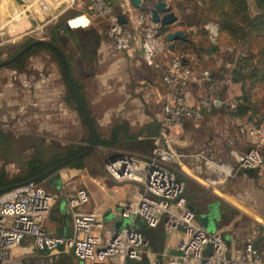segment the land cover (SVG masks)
<instances>
[{"label": "crops", "instance_id": "obj_1", "mask_svg": "<svg viewBox=\"0 0 264 264\" xmlns=\"http://www.w3.org/2000/svg\"><path fill=\"white\" fill-rule=\"evenodd\" d=\"M87 6V2L83 0H0V28L3 34L12 38L13 43H16L20 37H23V40L19 44L26 41L29 43L36 40L30 39L33 32L43 31L42 28L48 22L57 20L59 16L65 14L63 23L53 29L51 43L62 52L65 58L74 92L92 119L96 135H99V127H101L102 136L108 138L112 129L118 127L117 142L114 145L116 148L114 146L110 148L115 152L114 155L149 154L152 151L150 138L160 132L157 115L166 96L162 82L163 68L174 56L181 57L187 65L193 63L195 60L193 52L187 49L183 51L186 54H180L179 50H183L188 40L198 42L195 28L186 25L176 9L170 6L177 19L173 24L165 27L163 36L166 32L182 30L187 39L185 41L176 40L172 50L168 49L165 43V50L157 58L160 67L149 69L145 66L138 49L134 52H125L114 46L112 38L110 39L105 31V22L88 18ZM115 9L118 14L125 17L126 21L123 24L126 26H133L136 15L141 11L131 6L128 0H117ZM82 17L86 18L87 25L76 27L74 22ZM42 40L49 41V39ZM45 45L46 47L42 48L48 47L47 49L51 51L49 45ZM52 51L45 50L43 55L49 59L51 56L56 57V65L51 63L48 69L44 63L34 59L36 53H31L28 59L26 58L28 61L25 60L26 64L22 63L19 66L20 68L25 66L24 77L13 78L11 82L15 88L17 86L20 90L23 86L24 90H27L28 94L25 95L27 97L21 98V101H25L31 110H38V108L40 111L44 110L45 119H48L47 103L53 100L54 103L60 102V107L65 112H67L65 108H69L76 114L81 111L68 85L60 56ZM19 67L14 66V71H18ZM192 69L193 76L189 86L190 104H194L198 98L207 93V86L201 75L203 70ZM58 81L64 85L65 95L62 94L63 90ZM215 82L213 96L217 99L238 96L237 87L234 84L230 85L231 83L224 80H215ZM225 88L226 91L223 90ZM55 90L58 91L53 95ZM18 94L16 92L15 96L20 97L21 95ZM15 96L10 98L12 100H8L9 105L11 101L13 103V111L16 105ZM16 100L18 101L17 97ZM22 105L21 103V108H23ZM223 106L224 104L215 102L212 110L207 113L209 114L207 120L204 118L201 121L185 119L180 124L172 126L166 132V136L175 152L182 156L181 163L177 166L178 176L185 183L187 205L195 212L197 224L203 227L200 223L201 216L213 209L216 211V219L212 230L223 235L229 252L237 251L246 243L264 248V195L253 188L249 189L250 192L238 190L234 187V180L217 186L213 191L198 181L206 174L204 159L201 155L210 159L216 158L203 148L204 140L202 139L207 128L221 118L220 110ZM91 111H95L97 116ZM233 115L239 123L246 121V117ZM54 117L55 119L63 118L61 114ZM85 126L91 135L92 129L89 123H85ZM47 128L46 125L44 130ZM54 128L57 134H66V128L57 125ZM30 135L33 134L30 133ZM11 136L10 131H0V177L2 175V182L6 183L15 178L30 176V167L32 164L38 166L40 160L36 158L39 155L47 158L54 154L59 156L64 155L65 152L74 151L70 143H66L67 145L60 143L63 140L58 143L41 137L40 141H37L36 139L31 140L29 136L20 139L21 146L16 147ZM91 137L93 139V136ZM240 140L244 148L237 145L240 149L232 148L228 158L219 160L232 162L235 154L245 151L250 140L242 132ZM33 143L37 152L35 158L30 155ZM111 156L112 154L108 156L105 163ZM16 164H24V176L9 177L5 167ZM236 175L254 180L261 174L256 170H244ZM38 182L53 196L44 220V229L48 233L62 236L71 234L73 218L72 210L67 202L78 188H84L89 195V201L80 207L82 211L96 214L108 229L115 230L132 224L147 240L142 258L140 260L127 259L125 264H149L154 259L164 261L169 256L178 253L182 237L180 231H166L163 223H159L154 228H148L140 217H135L132 223L130 219L120 216L124 205L133 201L139 190V187L131 182H117L108 178L105 173H96L84 163L82 168L63 166L55 173L41 177ZM7 264L90 263L76 259L69 252L48 254L40 251L36 249L32 239L26 237L20 244L10 249Z\"/></svg>", "mask_w": 264, "mask_h": 264}, {"label": "built area", "instance_id": "obj_2", "mask_svg": "<svg viewBox=\"0 0 264 264\" xmlns=\"http://www.w3.org/2000/svg\"><path fill=\"white\" fill-rule=\"evenodd\" d=\"M88 18L105 22V31L114 46L125 52L140 51L145 66L159 68L158 56L165 50L161 26L150 19L149 10L136 15L135 24L119 22L117 0H83ZM124 15V13H123ZM3 34L0 28V35ZM207 93L190 104L192 68L179 56L172 57L162 71L166 96L157 115L160 132L150 139L149 154L123 153L104 165V173L117 182H131L139 187L135 199L124 205L120 216L133 223L140 217L145 226L154 228L163 223L166 231H180L178 253L166 260L154 259L149 264H264V248L252 243L229 252L221 233L206 231L197 224L195 212L187 205L185 183L178 176L182 156L175 152L166 132L185 119L201 121L215 102L230 109L243 103L240 96L217 99L213 96L216 82L207 70L202 71ZM239 130L249 140L248 148L235 154L232 162L201 156L206 174L201 183L211 190L244 170H260L264 166L261 146L264 143V121L246 120ZM53 196L35 180H28L0 194V262L7 264L10 249L26 237L36 249L56 254L69 252L76 259L90 264H125L127 259L140 260L147 240L132 224L108 229L94 213L80 207L89 201L84 188H78L68 199L73 226L69 236L50 234L44 220ZM210 249L209 253L206 251Z\"/></svg>", "mask_w": 264, "mask_h": 264}, {"label": "rangeland", "instance_id": "obj_3", "mask_svg": "<svg viewBox=\"0 0 264 264\" xmlns=\"http://www.w3.org/2000/svg\"><path fill=\"white\" fill-rule=\"evenodd\" d=\"M159 1H164L169 7H174L184 23L188 26H194L195 28V34L198 36H196V40L198 42L188 40V45H186L183 50H179L181 51L180 54H186L183 51L187 49L195 54V60H193V63L189 66L191 68L207 70L210 75L212 74L213 79L216 81L224 80L231 83L230 85L234 84L237 87L236 94L244 98L246 106L249 108V111L241 117H246V120L248 121H263L264 32L258 33L242 29L237 32V36L242 38L238 39L229 35L227 32L220 29L218 25V20H221L222 15L220 11H217L216 8L213 7V0H146L143 5V10H147ZM246 1L249 13L253 14L255 12V0ZM64 20L65 14H62L57 20L48 22V24L42 28L43 31L38 30L35 33L33 32L30 39L38 40L42 38L49 39L51 42L54 27L57 28ZM0 39V63L10 60L13 55L27 44V41L23 44H19L20 41L22 42L23 37L17 39L16 43H13L12 38L8 35L6 36V34H1ZM45 50L51 52L47 48H42V46L36 47L35 51L32 50L31 52L36 53L34 58L36 61H41L45 64V67L50 69V64L53 63L56 65L57 59L53 56L49 59L43 55L45 54ZM28 56H24L22 60L24 65L26 64L25 60L28 59ZM241 58H245L243 61L244 65L241 66V63L239 65L241 67H239L238 70H240L242 76L239 78V81H237L232 78V71L236 66V62L240 61ZM244 66H247V68H244ZM13 67L14 65L9 64L0 65V131L7 130L12 132L11 138L14 139L13 141L16 147L21 146L19 142L20 139L27 136L31 137V140L36 139L37 141H40L41 137L42 139L45 138L46 140H52L58 143L63 140L60 143L63 145L70 143L71 147L74 148V151L86 150V156L82 159L84 165L91 167L96 173L103 174L105 160L110 154H115L110 148H116V146L106 148L95 144L92 150L88 151L92 145V137L85 126L84 115L81 111H79L78 114L74 111L71 112L69 108H65L67 112L63 111L60 107V102L54 103L53 100L52 102L47 103L48 119H45V111H42L41 108V111L39 108L38 110H31L25 101H21V98L27 97L25 96L28 94L27 90H24L23 86L19 90L17 86L15 88L11 83L13 82V78L20 79L24 77L26 74L24 73L26 72L24 69L25 66H22L21 68L19 67L21 70L19 69L16 72ZM249 72H253L255 75H252ZM59 84L63 90L62 94L65 95L64 85L61 84V82H59ZM223 90L226 91V88ZM57 91L58 90H55L53 95ZM16 92L17 94L19 92L18 95L21 96H15ZM12 96H15V100L13 99L16 101L15 111H13L14 107L12 101L10 102V105L8 103V100L12 98ZM16 97L18 101L16 100ZM220 99L225 98L221 97ZM21 103L23 104V108H21ZM234 110L235 109H230L228 106L224 105L223 109L220 110L221 118L219 119L221 120L217 119L216 123L213 122L212 125L207 128L202 139L204 140L203 148L207 150L209 154H212L213 157L218 159L228 158L232 148L240 149L242 146L244 148V144L240 140L241 132L238 126L239 122L234 119ZM91 112L93 115L97 114L95 111ZM58 114L59 116L61 114L63 118L58 117V119H55L54 116ZM64 116L67 117L64 118ZM208 116L209 114H204V119L207 120L209 118ZM51 117L52 119H49ZM46 125L48 128L44 130ZM56 125L64 129L66 128V134H57L54 128ZM99 132L100 133L97 136L99 138H105L102 136L101 127H99ZM30 133L33 135H30ZM31 145L30 155L35 158L37 153L35 151V145L34 143ZM237 145H239L240 148ZM261 151L264 156V144L261 146ZM5 169L9 177H22L25 173L24 164H16L15 166L7 165ZM256 171L261 175L257 176L259 178H255L254 180L249 178L244 179V177H240L241 175H235L226 180L225 183L234 180V187H237L238 190L250 192L249 189L253 188L264 195V166ZM198 181L201 182V179L199 178ZM184 194L186 196V193ZM233 203H235V201H233ZM209 231L213 232L214 230Z\"/></svg>", "mask_w": 264, "mask_h": 264}, {"label": "trees", "instance_id": "obj_4", "mask_svg": "<svg viewBox=\"0 0 264 264\" xmlns=\"http://www.w3.org/2000/svg\"><path fill=\"white\" fill-rule=\"evenodd\" d=\"M213 7L216 8L217 11H220L222 18L218 20V25L220 29L227 32L229 35L234 36V38H242L237 36V32L242 29H247L252 32L263 33L264 32V0H255V12L250 14L248 11V5L246 0H213ZM161 33L165 32V28H161ZM32 42V41H31ZM30 43V42H29ZM27 43V44H29ZM188 45V42H187ZM42 47H46V45H38ZM48 48V47H47ZM245 58H241L240 61L236 62V66L232 71V78L234 80L239 81L241 78V73L239 67L243 66ZM241 63V66H239ZM247 68V66H244ZM252 75H255L253 72H249ZM243 103L238 105L237 108L234 110V114L237 116H242L249 111V108L246 106L245 100L241 97ZM85 123H88L87 120L84 118ZM264 121V120H263ZM90 125V124H89ZM91 127V126H90ZM92 129V128H90ZM119 128L115 127L112 129L111 134L108 138H99L96 135V145H100L103 147H113L117 142V132ZM91 136H93L91 134ZM92 140V139H91ZM78 150L69 152V155H73L77 153ZM84 156L77 157L75 161L68 162L64 166L82 168L83 163L82 159ZM31 174L27 178H15L9 182H2V175L0 177V187L4 186V188L0 191V194L7 191L8 189L19 185L36 175L35 170L39 169V166L30 167ZM36 182L40 181V178L33 179Z\"/></svg>", "mask_w": 264, "mask_h": 264}, {"label": "water", "instance_id": "obj_5", "mask_svg": "<svg viewBox=\"0 0 264 264\" xmlns=\"http://www.w3.org/2000/svg\"><path fill=\"white\" fill-rule=\"evenodd\" d=\"M130 5L133 6L134 8H137L139 10H143V5L145 3L146 0H128ZM149 10V14H150V19L152 22L154 23H158L161 27L165 28L171 24H173L177 17L176 15L174 14V12L171 11V8L166 4V2L164 1H159L157 3H155L152 7L148 8ZM119 19V22L120 23H124L126 20H125V17L122 16V15H119L118 17ZM187 39L186 37V34L184 31L182 30H176V31H173V32H166L164 34V37H163V41L165 43H167V47L168 49L172 50L174 45L173 43L176 41V40H181V41H185ZM40 43H45V44H48L49 46H51L52 48H54L58 54L60 55L61 57V61L63 63V68H64V72H65V76H66V79H67V82H68V85L70 86L71 88V91L73 92L74 94V97H75V100H76V103L77 105L80 107L81 109V112L82 114L84 115V117L87 119L88 123L90 124L91 128H92V134H93V139H92V145L90 146V148L88 149V151H91L93 146L96 144V133H95V129H94V125H93V122H92V119L90 118V116L86 113V111L84 110L82 104L80 103V101L78 100V97L76 96V93L74 92V89L72 87V83H71V80H70V77H69V72H68V68H67V64H66V61H65V58L62 54V52L53 44L47 42V41H44L42 39H38V40H35L33 41L32 43H30L29 45H27L24 49H22L17 55L16 57L20 56L21 54H23L25 51H27L30 47L34 46V45H37V44H40ZM13 61V59H10L8 60L7 62H3V63H0V65H4V64H9ZM184 61V60H183ZM119 156V155H112L108 161H113L116 159V157ZM216 159V158H214ZM216 160H219V159H216ZM67 161H63L62 162V165L66 164ZM53 168L47 170L46 172H44L43 174H41L39 177H35V178H31L29 180H32V179H37V178H40L42 177L43 175H45L46 173L50 172ZM28 181V180H27ZM4 187L0 188V191L3 189ZM216 219V211H214L213 209H210L208 213L206 214H203L200 218V223L202 224L203 228L206 230V231H209V230H212L213 227H214V221ZM210 249H208L206 252L209 253Z\"/></svg>", "mask_w": 264, "mask_h": 264}, {"label": "flooded vegetation", "instance_id": "obj_6", "mask_svg": "<svg viewBox=\"0 0 264 264\" xmlns=\"http://www.w3.org/2000/svg\"><path fill=\"white\" fill-rule=\"evenodd\" d=\"M32 42H30V43H32ZM47 42H49V41H47ZM49 43H51V42H49ZM29 44H26L25 46H23V48H21L15 55H13V57L10 58V59H13V61L11 63H9V65H14L17 67L21 66L24 56L26 57V56L30 55L32 53L31 51L34 50L36 47H38V45H45L42 43L34 45V46L30 47L27 51H25L23 54L16 57V55ZM49 48H51V51L53 50L52 52H55L58 54V52L54 48H52L51 46H49ZM60 60H61V57H60ZM85 152H86V150H81V151H78L77 153H75L73 155H69V152L68 153L65 152L64 155L57 156L54 154L53 156H49L47 158H44L43 155H41V157H40V155H39V157L36 158L37 160H40L38 162L39 169L35 170L36 176H34L33 178L39 177L41 174H43L44 172H46L47 170H49L51 168H53V169L50 172L46 173L45 175H48L49 173H53L65 165V164L62 165L63 161H67L66 163L73 162L76 160L77 157H80V156L85 157L86 156ZM45 175H43V176H45Z\"/></svg>", "mask_w": 264, "mask_h": 264}, {"label": "bare ground", "instance_id": "obj_7", "mask_svg": "<svg viewBox=\"0 0 264 264\" xmlns=\"http://www.w3.org/2000/svg\"><path fill=\"white\" fill-rule=\"evenodd\" d=\"M74 25L76 27L80 26V25H83L85 27L87 25V20H86V18L82 17V18L78 19L77 21H75Z\"/></svg>", "mask_w": 264, "mask_h": 264}]
</instances>
